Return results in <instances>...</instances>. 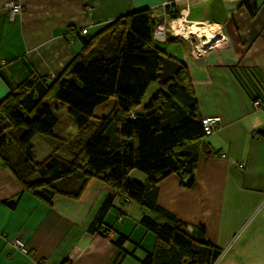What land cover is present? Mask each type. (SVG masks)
Masks as SVG:
<instances>
[{
  "label": "trees",
  "instance_id": "obj_1",
  "mask_svg": "<svg viewBox=\"0 0 264 264\" xmlns=\"http://www.w3.org/2000/svg\"><path fill=\"white\" fill-rule=\"evenodd\" d=\"M244 4L254 17L255 0ZM161 7L167 19L178 18L169 5ZM164 15L145 9L73 28L79 49L64 70L51 77L31 72L0 100V166L20 188L15 199L27 194L52 203L55 196L78 199L92 182L105 186L109 193L95 231L116 249L108 264L125 257L140 264H214L222 254L205 240L203 226L188 230L157 204L161 181L184 175L188 179L179 185L190 189L200 154L219 155L205 141L209 135L186 64L157 45L172 37L167 26L163 40L154 37ZM229 70L244 90L245 81L254 85L246 72L241 83ZM152 83L158 87L145 101ZM249 98L262 109L264 87ZM63 106L72 122L61 121ZM136 172L146 176L144 183L133 181ZM118 203H133L147 214L130 220L127 229ZM4 204L15 209L17 202ZM110 209L118 210L112 224L104 220ZM150 233L153 251L143 249ZM22 253L31 256L28 249Z\"/></svg>",
  "mask_w": 264,
  "mask_h": 264
},
{
  "label": "crops",
  "instance_id": "obj_2",
  "mask_svg": "<svg viewBox=\"0 0 264 264\" xmlns=\"http://www.w3.org/2000/svg\"><path fill=\"white\" fill-rule=\"evenodd\" d=\"M7 1L0 0V100L31 72L51 77L64 70L79 49L73 28L93 27L138 10L165 14L162 0H12L20 4V13L9 21ZM244 1L172 0L168 7L185 15L188 27L208 24L225 37L211 43V49L204 46L199 57H194L186 40L170 37L168 41H180L177 58L187 66L201 117L221 120L205 139L219 155L200 154L190 189L181 188L184 178L176 175L157 185V204L188 230L203 226L208 242L222 250L214 264H264V137L260 132L264 107L254 109L249 98V92L264 87V0H255L254 17ZM231 68L238 80L246 72L254 85L245 81L244 90ZM19 192L10 173L0 166V264L111 261L115 247L95 231V216L109 193L105 186L92 182L78 199L55 196L52 203L27 194L15 199ZM9 200H16L15 209L4 204ZM131 207L125 204L127 229L133 225L128 218ZM111 211L104 214L105 221L110 214L116 218ZM15 237L21 238L31 256L12 244ZM153 246V238L146 235L143 249L153 251ZM120 264L140 263L125 257Z\"/></svg>",
  "mask_w": 264,
  "mask_h": 264
},
{
  "label": "rangeland",
  "instance_id": "obj_3",
  "mask_svg": "<svg viewBox=\"0 0 264 264\" xmlns=\"http://www.w3.org/2000/svg\"><path fill=\"white\" fill-rule=\"evenodd\" d=\"M207 27H209V25L207 24ZM171 32V36L173 37V38H181V39H184V40H186L188 43H190L193 47H192V52H193V55H194V57H199L200 56V54H203L204 53V51H205V49L207 48V47H209V49H211V47H212V45L213 44H208L207 45V39L206 38H202V37H199V36H196V35H193V34H191V32L189 31V29L186 27V28H182V27H175V28H173V32L172 31H170ZM223 39L225 40V37L223 36ZM173 44V47H172V49H171V45ZM157 45H158V47L160 48L161 47V49H164V50H166L168 53H170V54H173L175 57H178V58H180V54L179 53H177L176 54V49L179 47V46H181L180 45V41H177V42H167V43H164V44H162V43H157ZM204 46H206V48L204 47ZM182 49V48H181ZM181 51V50H180ZM183 58V57H182ZM157 87H158V85L156 84V83H152L150 86H149V88L147 89V91H146V94H145V97H144V100L145 101H147L148 100V98L152 95V93H154L155 91H156V89H157ZM252 107L255 109V105H252ZM257 108V107H256ZM66 110V107L65 106H63V111H65ZM59 117H60V119H61V121H63V122H72V119H71V117H70V115L67 113V110H66V113H65V115H59ZM220 124H221V122H220ZM220 124H219V126H218V128L220 127ZM216 131V130H215ZM212 134V133H211ZM221 156H224V154H221ZM141 174V175H140ZM140 176V178H144L145 179V177L143 176V174L142 173H140V172H136V173H134V174H132V178L134 179H132L133 181H135V180H137L138 178H136V176ZM182 177V176H181ZM183 178H184V181L186 182V180H187V178H186V176H184L183 175ZM158 189V188H157ZM126 204H132V207H131V209H130V213H131V216L130 217H128L131 221H132V218H133V220L134 221H136V220H138V218H140V217H142L143 215H145V214H147V213H145V211L140 207V206H138V205H135V204H133V203H126ZM117 207H118V210H122L124 213H125V204H120V203H118V205H117ZM117 210V211H118ZM116 210H113L112 209V211H111V213H113L114 215H115V217H116V214L118 213ZM145 213V214H144ZM123 217L125 216V214L124 215H122ZM110 223H114V221H115V218H113V216L110 214V216L108 217V219H107ZM148 236H152V238H154V235L153 234H148ZM204 238H205V240H207V238H206V235H204ZM207 242H208V240H207ZM209 243V242H208Z\"/></svg>",
  "mask_w": 264,
  "mask_h": 264
},
{
  "label": "built area",
  "instance_id": "obj_4",
  "mask_svg": "<svg viewBox=\"0 0 264 264\" xmlns=\"http://www.w3.org/2000/svg\"><path fill=\"white\" fill-rule=\"evenodd\" d=\"M171 2V0H162V5L163 7H165L166 5H169ZM5 8H6V15L9 21H14L15 17L17 14L20 13V4L9 0L6 2L5 4ZM166 26L167 28L169 27L170 31L173 32V28L175 27H182V28H190L188 27L187 23H186V19H185V15L181 14L179 15V17L176 20H168L167 17L164 15L163 16V22L159 23L156 27L155 30V39L161 41L164 39L165 35H166ZM214 40L217 41H221L223 40V36L221 34H218ZM255 108H258V103H254ZM220 118L219 116H208V117H204L202 119V123L204 125V131L207 135H210L212 132H214L215 130L218 129V126L220 124ZM241 166L243 164H240ZM17 249H19L20 251L27 253V249L25 247V244L23 243L22 240H20L19 237L14 238L13 243H12Z\"/></svg>",
  "mask_w": 264,
  "mask_h": 264
},
{
  "label": "bare ground",
  "instance_id": "obj_5",
  "mask_svg": "<svg viewBox=\"0 0 264 264\" xmlns=\"http://www.w3.org/2000/svg\"><path fill=\"white\" fill-rule=\"evenodd\" d=\"M189 31L191 34L199 36V37H206L208 41H212L217 35V29L214 27H207V24L203 25V23H195V26L190 27Z\"/></svg>",
  "mask_w": 264,
  "mask_h": 264
},
{
  "label": "clouds",
  "instance_id": "obj_6",
  "mask_svg": "<svg viewBox=\"0 0 264 264\" xmlns=\"http://www.w3.org/2000/svg\"><path fill=\"white\" fill-rule=\"evenodd\" d=\"M162 6H163V5H162ZM178 17H179V16H178ZM168 20H170V19H168ZM170 21H171V20H170ZM210 28H211V27H210ZM219 34H220V33H219ZM221 35H222V34H221ZM222 36H223V35H222ZM202 38H206V37H202ZM211 43H212L211 41H208V42H207V45H208V44H211ZM205 47H206V46H205Z\"/></svg>",
  "mask_w": 264,
  "mask_h": 264
},
{
  "label": "flooded vegetation",
  "instance_id": "obj_7",
  "mask_svg": "<svg viewBox=\"0 0 264 264\" xmlns=\"http://www.w3.org/2000/svg\"><path fill=\"white\" fill-rule=\"evenodd\" d=\"M223 40H224V39H223ZM223 40H221V41H223ZM216 41H217V40H214V39H213L211 42L214 43V42H216Z\"/></svg>",
  "mask_w": 264,
  "mask_h": 264
}]
</instances>
